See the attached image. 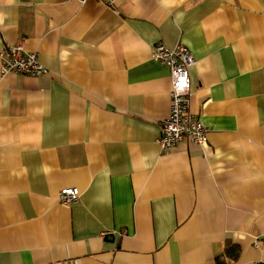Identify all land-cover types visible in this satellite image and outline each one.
Masks as SVG:
<instances>
[{"label":"crops","instance_id":"crops-1","mask_svg":"<svg viewBox=\"0 0 264 264\" xmlns=\"http://www.w3.org/2000/svg\"><path fill=\"white\" fill-rule=\"evenodd\" d=\"M159 42L196 60L204 146L161 151ZM18 44L49 73L0 59V264H264V0H0Z\"/></svg>","mask_w":264,"mask_h":264},{"label":"built area","instance_id":"built-area-1","mask_svg":"<svg viewBox=\"0 0 264 264\" xmlns=\"http://www.w3.org/2000/svg\"><path fill=\"white\" fill-rule=\"evenodd\" d=\"M86 4L88 0H74ZM110 7H115L117 0H99ZM154 61L169 68L172 90L170 115L161 124V136L158 144L163 153H171L183 143L190 141L194 145L204 146L207 143L209 128L190 112L193 84L190 76L196 60L188 48L178 44L173 48L159 42L152 50ZM1 73L18 74L24 76L41 77L49 73L48 69L39 61L37 53L26 52L21 44L8 46L0 53ZM81 192L78 188H64L59 193V200L64 205L79 202ZM111 235L104 232L103 237ZM254 247L264 248V237L255 238Z\"/></svg>","mask_w":264,"mask_h":264},{"label":"trees","instance_id":"trees-1","mask_svg":"<svg viewBox=\"0 0 264 264\" xmlns=\"http://www.w3.org/2000/svg\"><path fill=\"white\" fill-rule=\"evenodd\" d=\"M231 249H232V251H231ZM231 249H228L230 251L227 252L226 256L228 255L230 257H233L232 259H236L238 257V249L236 248V246H233ZM220 261L221 260H219V258H218L217 263L222 264Z\"/></svg>","mask_w":264,"mask_h":264}]
</instances>
